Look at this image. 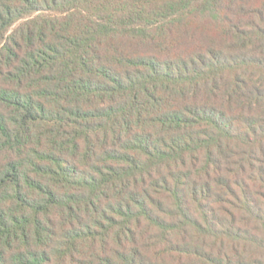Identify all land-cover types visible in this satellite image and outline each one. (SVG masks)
<instances>
[{"label":"trees","instance_id":"obj_1","mask_svg":"<svg viewBox=\"0 0 264 264\" xmlns=\"http://www.w3.org/2000/svg\"><path fill=\"white\" fill-rule=\"evenodd\" d=\"M0 264H264V0H0Z\"/></svg>","mask_w":264,"mask_h":264}]
</instances>
